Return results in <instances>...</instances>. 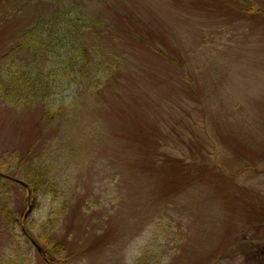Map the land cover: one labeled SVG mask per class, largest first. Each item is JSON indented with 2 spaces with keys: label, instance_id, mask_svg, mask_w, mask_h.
I'll return each mask as SVG.
<instances>
[{
  "label": "rangeland",
  "instance_id": "obj_1",
  "mask_svg": "<svg viewBox=\"0 0 264 264\" xmlns=\"http://www.w3.org/2000/svg\"><path fill=\"white\" fill-rule=\"evenodd\" d=\"M75 1L119 67L44 102L19 38L62 2L0 0V264H264V0Z\"/></svg>",
  "mask_w": 264,
  "mask_h": 264
},
{
  "label": "trees",
  "instance_id": "obj_2",
  "mask_svg": "<svg viewBox=\"0 0 264 264\" xmlns=\"http://www.w3.org/2000/svg\"><path fill=\"white\" fill-rule=\"evenodd\" d=\"M54 1H61V7L55 10L52 14H46L36 18L26 29L23 30L19 38V42L30 43L31 46L28 47L35 57L31 64H29L31 69L27 67L25 70L26 72H31V75L28 76L27 73L22 74L23 76L27 75L30 78L27 79L29 80V84L25 79V85L26 87H31L33 98L40 97L44 102L47 101L45 97L49 99L54 95L57 87L69 88V85L62 86V83L65 81H67L68 84L73 83V86L77 83L79 87L89 85V88L98 90L99 88L106 86L113 71L119 67V61L110 60L109 56H107V50H101L99 46H95L93 49L88 48V45L82 40L81 37H84L85 33L89 30L91 33L99 35L103 32V29L95 19L87 18L83 15L79 8L80 3L75 0ZM64 41L78 42L80 46H77L75 49L78 51V54L69 57L63 55V50H61L62 54L56 55L55 44L60 42L62 45V42ZM69 49L72 51L71 48ZM71 51L68 53H72ZM43 54L46 56H44V61L40 64L39 60H43L41 57ZM49 62L51 64L50 66L53 67L51 70H49ZM36 65H40L42 68H35ZM8 80L13 82L14 78L11 76ZM11 82L5 84L3 91L5 92L7 90L5 96H7V99L13 100L14 91H12L13 84ZM45 112V114L49 113L51 116H54L52 115L51 108H47ZM62 112L63 111H59V113ZM31 175L29 176V182L27 181V183L32 188L34 194L56 193L57 190L55 189L53 182H51L47 171L45 173L38 172L36 177ZM45 220L44 225L50 226L49 229H57V218L49 215ZM41 229L42 231L45 230L44 227H41ZM49 236L51 235L48 233L43 234L42 237H44L45 243H49ZM39 244L48 258L60 257V251L56 250L54 252L55 256L49 255L48 248L41 243ZM17 255L18 254H16L15 258L17 263L15 264H20L22 258ZM146 259L147 256L146 253H144L140 255L136 262L138 261V263L142 262V264H148L149 262H146Z\"/></svg>",
  "mask_w": 264,
  "mask_h": 264
},
{
  "label": "water",
  "instance_id": "obj_3",
  "mask_svg": "<svg viewBox=\"0 0 264 264\" xmlns=\"http://www.w3.org/2000/svg\"><path fill=\"white\" fill-rule=\"evenodd\" d=\"M25 186L29 189V186L27 185V184H25ZM30 190V189H29ZM30 193H31V191H30Z\"/></svg>",
  "mask_w": 264,
  "mask_h": 264
}]
</instances>
